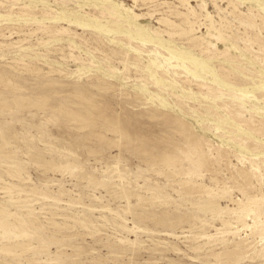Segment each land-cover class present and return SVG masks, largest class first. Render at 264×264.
Returning a JSON list of instances; mask_svg holds the SVG:
<instances>
[{"label":"rangeland","instance_id":"1","mask_svg":"<svg viewBox=\"0 0 264 264\" xmlns=\"http://www.w3.org/2000/svg\"><path fill=\"white\" fill-rule=\"evenodd\" d=\"M0 264H264V0H0Z\"/></svg>","mask_w":264,"mask_h":264},{"label":"bare ground","instance_id":"2","mask_svg":"<svg viewBox=\"0 0 264 264\" xmlns=\"http://www.w3.org/2000/svg\"><path fill=\"white\" fill-rule=\"evenodd\" d=\"M134 2V1H133ZM107 8V7H106ZM111 11V10H110ZM135 15V14H134ZM136 16V15H135ZM211 45V44H210Z\"/></svg>","mask_w":264,"mask_h":264}]
</instances>
